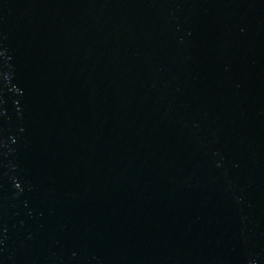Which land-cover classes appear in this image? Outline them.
Here are the masks:
<instances>
[{"label": "water", "instance_id": "obj_1", "mask_svg": "<svg viewBox=\"0 0 264 264\" xmlns=\"http://www.w3.org/2000/svg\"><path fill=\"white\" fill-rule=\"evenodd\" d=\"M0 264H264V0H0Z\"/></svg>", "mask_w": 264, "mask_h": 264}]
</instances>
